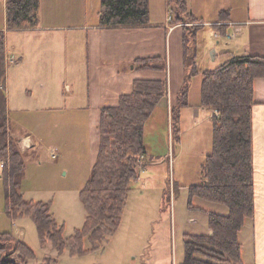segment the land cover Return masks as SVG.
Returning a JSON list of instances; mask_svg holds the SVG:
<instances>
[{
  "label": "rangeland",
  "instance_id": "1",
  "mask_svg": "<svg viewBox=\"0 0 264 264\" xmlns=\"http://www.w3.org/2000/svg\"><path fill=\"white\" fill-rule=\"evenodd\" d=\"M50 1L55 4V9H64L65 3L74 9L78 8L73 16L68 15L65 19L58 17L57 24L70 26L98 23L102 0H76L72 4L71 0ZM246 1L189 0L190 11L193 8L194 15L200 19L198 21H201V29L196 31L195 36L186 31L187 51L193 55L187 58L189 69L182 87L188 88L187 100L190 107L188 105L181 108L180 142L173 137L170 108L172 105L168 107L169 118L166 113H161L162 107H159L146 124L145 146L148 155L143 161L144 169L141 170L139 179L132 183L122 224L117 233L109 237L99 249L73 255L69 248H66L59 255L51 243L46 247L41 246L38 231L30 217L11 220L5 208V180L0 161V234L10 233L16 241L27 245L35 255L34 259L23 261L18 254H14L13 258L19 264H54L46 260L50 258L55 259L56 264H182L187 236L208 233V212L229 215V209L225 205L198 197L191 200L190 197L189 189L201 182L202 165L212 153L213 123L212 112L201 105L203 76L201 73L193 74L195 64L190 65L189 60L193 57L192 60L199 62V68L210 69L226 60L224 57L222 59L220 53L217 57L214 53V48L220 49L218 45L222 46L229 39L223 36L216 38L214 32L218 31H215L214 26L219 19L211 17V12L215 7L225 4H231L235 9H244ZM150 10L152 24H170L172 19L178 16L177 0H150ZM68 11L70 14L69 7ZM0 18L4 27L5 17L1 0ZM46 19L49 24L56 22L55 17L51 19L50 15ZM79 31L81 30H75L78 34L68 36L67 55L72 66L68 78L59 73V66L56 64L59 49L55 47L58 38L54 37L53 32L44 33L45 39H37L36 35L35 38H30V34L25 32L6 31L10 122L14 124L19 120L25 123L30 130L26 134L35 144V147L26 153L21 150L26 174L20 190L26 200L51 204L56 222L64 227L65 238L71 237L75 230L82 229L85 223L87 212L80 191L91 174L93 151L98 146L96 129L89 125V117L82 111L85 105L80 101L78 94L73 95L76 91L74 79L80 76L82 78L83 70H86V37L79 34L82 33ZM140 33L139 37L135 35V38L142 40L145 32ZM152 45L154 49L159 48L156 42H152ZM167 45L169 46V43ZM22 57L25 72L31 71L42 78L46 77L42 82L45 87L52 85L50 100L42 104L46 106L43 107L45 109H41L40 105V100L44 97L41 93L44 91L39 79L33 77L32 80L28 78L26 81L22 79L19 68H16ZM12 58L17 59V62H9ZM165 62L166 60L161 58L154 61L153 65L164 66ZM136 68L141 70L140 64H136ZM168 69L170 72L169 66ZM80 81L82 80L77 82ZM26 84H29L27 87L32 90L31 96L26 91ZM66 85H69V88L65 87ZM71 86L73 90L69 94L70 108L64 112L61 107L64 97L71 92ZM22 103L25 106L36 104L34 106L37 107L34 111L21 112L18 107ZM195 108L201 109L202 114L195 116ZM11 127L14 130L16 128L15 125ZM17 130L20 135L25 134L23 128L17 127ZM49 148L55 151L51 154ZM55 153L56 159L52 158ZM9 245H6L7 249ZM84 248L92 249L88 239L84 241ZM5 254L6 252L0 250V258H4Z\"/></svg>",
  "mask_w": 264,
  "mask_h": 264
},
{
  "label": "trees",
  "instance_id": "2",
  "mask_svg": "<svg viewBox=\"0 0 264 264\" xmlns=\"http://www.w3.org/2000/svg\"><path fill=\"white\" fill-rule=\"evenodd\" d=\"M178 17L197 23L187 0H177ZM99 26L102 28H140L150 25V0H102ZM41 0H5L7 31L32 30L39 26ZM229 12L219 14V22L229 19ZM187 15V16H185ZM201 26L197 27V30ZM215 31L225 35L223 26ZM187 31V29H186ZM221 34V35H222ZM223 36V35H222ZM187 52V39L184 36ZM228 59L212 70L202 73L201 105L212 112L213 149L202 165V180L190 187L191 200L201 198L225 205L229 215L208 213L209 230L213 236L189 235L185 241L182 264H239L242 245L239 233L255 213L253 168L254 81L264 78V57L225 54ZM159 59H140L141 69L165 71L153 65ZM199 73L194 70L193 74ZM167 79H136L132 91L119 97L116 106L100 110L98 152L91 174L80 191L86 208L82 229L64 236L51 210V204L26 200L20 190L26 164L18 140L11 136L7 96L6 33L0 31V161L4 163L5 208L11 220L30 217L38 231L42 247L51 243L61 255L66 248L71 254L97 250L119 230L131 186L144 169L142 157L148 155L145 128L149 119L168 96ZM188 88H183L177 104L171 107L174 140L180 142L181 108L187 107ZM88 239L92 249L84 248ZM10 247L7 249L6 245ZM0 250L6 252L0 264H19L14 254L25 261L34 259L33 251L16 241L10 233L0 234ZM54 264L56 260L46 259Z\"/></svg>",
  "mask_w": 264,
  "mask_h": 264
},
{
  "label": "crops",
  "instance_id": "3",
  "mask_svg": "<svg viewBox=\"0 0 264 264\" xmlns=\"http://www.w3.org/2000/svg\"><path fill=\"white\" fill-rule=\"evenodd\" d=\"M1 1L5 17V0ZM74 1L76 0H71V4ZM187 1L189 3V0ZM63 6H65L64 9H55V4H52L50 0H41L39 26L32 30L19 32L30 34V38H35L34 35H36L37 39H45L44 33L53 32L55 35L54 37L58 38L55 47L59 49L57 56L58 61L56 60V64L59 66V73L67 78L69 77V72L72 70L71 59L67 55L69 49V45L67 46L68 36L69 34H78L75 33V30H81L79 32L82 33L79 34H83V36L86 37V70H83L82 78L80 76L74 79L76 82L74 84L76 86V91L73 95L78 94L80 101L85 105L82 111L87 113L86 115L89 117L90 122L89 125L96 129L95 137L97 138L98 144L100 110L104 107L116 106L120 96L129 94L132 91L133 83L136 79L163 80L168 78V96L160 102L153 115L156 114L159 107H162L161 113H166V117L169 118L168 107L170 105L174 106L178 102L189 69L186 61L188 57L193 55V53L189 54L188 51L186 52L184 47L183 40L186 29L190 34L195 36L196 31H198L197 27H199V23H201V21H198L200 19L194 15L193 8L190 11V7L188 6L189 12L197 19V23L190 22V20L183 17L180 18L178 22H175L176 18L172 19L170 24L162 22L156 24V26L151 22L150 25L140 28H102L99 26V20L98 23L93 25L72 24L68 26L57 24L58 17H60V19H65L68 15L73 16L78 9H74L73 6L72 8L68 3L63 4ZM68 7L71 9L70 14H68ZM49 10L51 12H49ZM223 11H228L230 13L229 19L225 22H219V20H217L216 23L223 26V31L225 33L223 37L235 34V38L231 41L224 42L222 46L218 45L220 49L214 48L216 57L218 53L221 54L222 59L224 57L226 60L228 59V57L225 56L226 53L245 56L259 55L264 57V0H247L244 9H235L231 4L221 5L212 10L211 17L219 19V14ZM48 14L51 16V19L55 17L56 22L54 24L46 23V18L49 16ZM5 21L6 17L4 19V27L2 25L3 21L0 23V31L6 33L7 26ZM187 24H196L197 26H183ZM141 31L145 32L144 38H142V40L135 38V35L139 37ZM215 33L216 32H214V34ZM152 42L158 43L159 48L155 47L154 49ZM71 43H73V41ZM167 43H169V46ZM141 47L142 50L140 51ZM8 57L9 55L7 52V63ZM153 58H164L166 60L165 63H167L166 70L159 72V70L155 69L138 70L136 68V62L138 60ZM192 59L193 57L190 58L189 63L190 65L195 64V70H198L199 73L202 74L206 70H212L210 68H199V62ZM226 60L224 62H226ZM9 62L15 63L17 59L12 58ZM133 62L136 64H133ZM24 63V58L22 57L20 62L16 64V68H19L18 70L20 74H22V79L26 81L28 78L32 80L33 77L34 79H39L41 82L40 86L44 91L41 93L44 97L40 100V105L41 109H45L43 107L46 106L42 104L48 103L50 100L49 95H52V93H50L52 85L45 87L42 82L46 80V77L43 76L42 78L41 75L34 74L31 71L25 72V70H23ZM131 64H133L132 67L130 66ZM168 66L170 67V72ZM79 80L82 81L77 82ZM27 86H29V84H26V87ZM65 87L69 88V85ZM72 90L71 86V92L68 93V96L64 97V102L61 107L64 112L70 108L69 101L71 95L69 96V94L72 93ZM26 91L30 96L33 94L29 87L26 88ZM254 102L252 123L255 213L252 219L246 221L239 233V242L242 245V258L239 264H264V78H258L254 81ZM34 105L30 104L29 106H25L22 103L18 108L21 112H30L34 111L35 107H37ZM81 106L82 105H80V107ZM8 107L10 109L9 98ZM53 109L54 108H50V110ZM193 111L195 112V116L202 114V110L199 108H195ZM150 119L148 122H150ZM14 125L16 127L15 130L12 129V127L10 128L11 136L18 140L20 149L25 153L33 149L35 144L30 139V136L26 134L30 131L28 126H26L25 123H21L19 120L11 124L13 127ZM17 127L23 128L25 134L20 135L17 133L19 132ZM48 151H51L52 154L55 150L49 148ZM97 152L98 146L95 151H93L92 166L95 162ZM205 212L207 213V211ZM206 235L212 237L213 233L208 229Z\"/></svg>",
  "mask_w": 264,
  "mask_h": 264
},
{
  "label": "built area",
  "instance_id": "4",
  "mask_svg": "<svg viewBox=\"0 0 264 264\" xmlns=\"http://www.w3.org/2000/svg\"><path fill=\"white\" fill-rule=\"evenodd\" d=\"M183 26H194V25L187 24V25H183ZM215 36H216V38H218V39H220V38L222 37V35H221L220 32L215 33ZM234 37H235V34H233V35H229V36H227V39L231 40V39H233ZM52 157L55 159V158H56V154H54ZM144 159H145V157L143 156V157H142V161H144ZM3 166H4V163H2V167H3Z\"/></svg>",
  "mask_w": 264,
  "mask_h": 264
}]
</instances>
